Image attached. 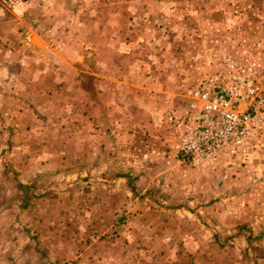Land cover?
<instances>
[{"label": "crops", "instance_id": "1", "mask_svg": "<svg viewBox=\"0 0 264 264\" xmlns=\"http://www.w3.org/2000/svg\"><path fill=\"white\" fill-rule=\"evenodd\" d=\"M235 6L264 25V0H0V264H264V151L193 167L166 123ZM261 30L222 47L264 75Z\"/></svg>", "mask_w": 264, "mask_h": 264}, {"label": "built area", "instance_id": "2", "mask_svg": "<svg viewBox=\"0 0 264 264\" xmlns=\"http://www.w3.org/2000/svg\"><path fill=\"white\" fill-rule=\"evenodd\" d=\"M219 53L218 63L187 92L188 108L166 114L176 154L193 167L264 151V75L227 51Z\"/></svg>", "mask_w": 264, "mask_h": 264}, {"label": "rangeland", "instance_id": "3", "mask_svg": "<svg viewBox=\"0 0 264 264\" xmlns=\"http://www.w3.org/2000/svg\"><path fill=\"white\" fill-rule=\"evenodd\" d=\"M233 1L236 2L237 0H233ZM236 7L237 6L232 7V9L230 10V13L228 14V16L230 15L231 17L228 20L222 19L221 13L219 14V11H222L224 9H220V10L218 9L219 10V11H217L218 18H216L214 22L209 23V24H204L202 26L198 25L199 28H200L199 32H203V33H205V35L207 34L209 36H216V39H215V41H213V43L216 42L219 39L221 40L220 44H217L215 46L216 51L214 52L215 55H213V57H209L208 56V57L205 58V57L202 56L199 60L202 59V61L204 62L205 60H209L211 58H212V60L215 59V60H213V62H210L211 66H213L216 63H218V61L220 59V56H221V54L219 52L220 51H223V52L225 51L224 48L222 47L223 43H224V37L225 36L229 37L232 40H235V35L239 34L240 37H241V40L245 41L243 39V34H245V35H247V34L249 35L250 34V38L253 39V45L255 46L254 47L255 50L257 49V47L259 45L262 44L261 43L262 42V40H261L262 38H260V37L263 36V31L261 29H262V27L264 25L261 22V20L259 19V17L255 18L254 21H252L251 18H250L251 13H253L252 16H254V12H257V11L259 12V8L258 9H247V11L246 10L243 11V9H239V8H236ZM234 17H235V19H233ZM196 25L197 24L193 23V24L189 25V27L191 29H193V30H196V28H197ZM255 35L256 36L260 35V37L254 38ZM209 43H211V42H209ZM245 56L247 58L249 57L248 55H245ZM251 56H252V60H251L252 63L257 62L258 65H259V63L261 64V61H263V63H264V55L259 53V54H256V55L252 54ZM202 65L204 66V63ZM199 74H200V78H201V76L204 75V70H202L200 68L199 69ZM190 87H191V84L188 85L184 89L185 92ZM184 90H182L181 92H183ZM178 97H180V96H178ZM167 108L169 109L170 106L167 107ZM227 174H228V171H227L226 175ZM224 178H225V176H224ZM256 235H258V234H256ZM261 254L264 255V250L262 251Z\"/></svg>", "mask_w": 264, "mask_h": 264}, {"label": "trees", "instance_id": "4", "mask_svg": "<svg viewBox=\"0 0 264 264\" xmlns=\"http://www.w3.org/2000/svg\"><path fill=\"white\" fill-rule=\"evenodd\" d=\"M21 187H22V190H23V192H25V193H27V191H28V189H26V188H24L25 186H23V185H20ZM49 192H45L44 194H42L41 196H44V197H51L52 195H50V193L48 194ZM28 203V202H27ZM253 251L254 250H257V248L255 247V248H253L252 249Z\"/></svg>", "mask_w": 264, "mask_h": 264}]
</instances>
